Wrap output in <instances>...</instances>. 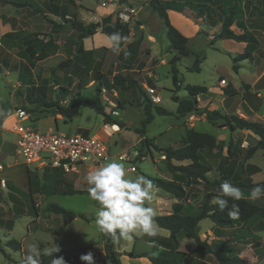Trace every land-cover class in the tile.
<instances>
[{
    "label": "rangeland",
    "instance_id": "374dc122",
    "mask_svg": "<svg viewBox=\"0 0 264 264\" xmlns=\"http://www.w3.org/2000/svg\"><path fill=\"white\" fill-rule=\"evenodd\" d=\"M53 2L69 10L71 15L81 11V21L86 25L102 23L104 18L113 15L110 25L113 26L117 20L126 24L130 29L129 38L123 40L122 49H114L100 28L94 37H90L86 44L84 42L85 49L92 50L93 55L85 59L77 58V34L69 27H63L59 34L52 32L54 27L49 19L53 17L48 6ZM245 3L244 24L259 42L258 49L253 53L257 60L255 63L260 70H264V0H245ZM127 8L133 12L130 13L129 22L124 23L120 21L118 14ZM185 12L195 18V12L190 7ZM56 21L63 23L61 19ZM196 22L200 30L189 37L192 54L182 58L178 65V77L182 83L177 88L169 65V60L177 54L170 53L167 31L161 19L149 7L148 0H0V101L10 109V113L19 108L26 110L30 114V120L24 124L41 132L54 131L73 135L87 134L84 132L87 130L90 134L100 135L110 148L111 159L108 161L122 162L131 177L147 174L174 180L183 186L185 181L168 171L165 157L159 149L181 146L188 129L213 134L220 149L202 152V162L210 168L207 173L209 182L187 185L182 199L155 188V198L150 206L154 208L156 215L170 214L177 203L182 205L184 213L196 215L205 195L217 193V189L210 183L223 178L239 187L248 202L264 209V196L257 200L249 198L251 189L264 182L263 152L258 151L252 159L261 168L259 169L258 166L248 164L246 155L250 146L241 148L243 140L237 130L231 131L222 121H209L202 114L182 116L177 113V103L172 98L187 97L186 86H203L207 91L198 95L199 106L227 114L222 107L223 99L242 91L244 82H251L254 78L247 68L253 60L237 63L239 71L233 68V58L244 52L243 43L218 40L220 25L211 28L201 20ZM232 29L241 33L236 26ZM9 33H13V36H7ZM140 36L143 37V42L139 54L136 57L127 55V45ZM54 46L57 48L52 53ZM42 47L52 54L39 60L38 54ZM202 57L205 60L200 64L201 71H189L196 58ZM63 63H80L83 67L85 64V68L74 72L68 67L60 68ZM118 76L135 80L143 90L116 85L115 78ZM98 86L101 87L99 96L105 113L109 115V102L120 108V115H109L108 123L87 107L80 108L71 122H65L62 116H54L51 112H44L37 104H31L33 99L42 96L48 102H58L69 107L78 92L91 97L97 96ZM258 87L261 98L256 103L258 109L252 121L264 125V79ZM147 88L155 90L157 103L152 100ZM145 95L150 101L147 105L161 106L169 114L157 115L152 108V121L143 128L146 119ZM230 99V105L235 108L243 95L238 94ZM1 112L3 113V107L0 106V114ZM2 133L0 131L1 135ZM5 136L16 143L17 137L13 133L6 132ZM144 138L152 145L144 144ZM120 155L126 156V160H121ZM9 162L11 166L2 177L5 181L10 180L20 193L10 194L0 181V240L4 247L8 240H17L21 243V251L5 247L8 258L0 252V264H22L31 246L40 250L42 261L44 250L54 244L60 248V252L54 255L57 258L63 256L66 264H83L80 256L89 251L93 252L96 264H107L103 241L105 235L98 231L95 224L98 209L96 202L87 194H60L68 186L88 191L86 175L90 171L66 173L51 167L31 166L32 172L27 175L23 160L14 155V150ZM172 163L186 165L189 162ZM0 165L8 166L1 158ZM131 167H135L136 171L132 172ZM31 194L37 212L31 207ZM213 198L211 197V202ZM52 203L78 215L82 214L86 219L78 217L63 227L62 217L46 210ZM220 231L221 234H217V227L209 219L200 222L199 236L202 241L233 248L243 264H264V214L242 226ZM163 236H169V232L157 226L155 237L135 233L132 240L121 239L116 243V250L123 253L122 264H150L145 258H132L128 254L133 252L138 255L154 249L161 250L162 246L154 245L151 241L156 239L162 244ZM178 238L179 251L183 253L181 257L191 264H219L212 254L202 256L194 240L183 234ZM42 264H51V258H45Z\"/></svg>",
    "mask_w": 264,
    "mask_h": 264
},
{
    "label": "trees",
    "instance_id": "16d2710c",
    "mask_svg": "<svg viewBox=\"0 0 264 264\" xmlns=\"http://www.w3.org/2000/svg\"><path fill=\"white\" fill-rule=\"evenodd\" d=\"M82 1V0H76ZM101 1V0H95ZM148 0V5L151 10L158 15V17L163 22V25L167 31V36L170 42V53L176 52L177 55H174L169 60V65L173 73V82L174 85L178 88L182 83V80L178 77V65L180 64L182 58L189 57L192 53L189 47V39L184 34H182L172 23L168 14V11H176L179 13H184L187 7H190L195 12V19H205L210 27H216L220 25V29L217 35L218 40H234L238 43H245L246 47L244 52L233 58L234 70L238 71L237 63L251 60L253 58V53L258 49L259 42L256 36L250 31L244 24V15H245V0ZM23 6V5H18ZM56 11L52 14L59 16L63 19L64 24L58 25L52 21L50 23L54 24L56 28L69 27L77 34V49L76 57L80 59H85L93 55L92 50H86L84 46V39L93 37L97 34L98 29L101 28V33L107 37L113 33H120L122 37L126 39L129 38L130 29L126 24L120 23L118 20L112 26L110 25L113 19V15H109L104 18L102 23H90L84 24L82 21H79L75 18L66 19L67 11L64 10L63 13H60L61 7L55 5ZM233 26H236L241 33H237L232 29ZM53 33L57 32L54 28ZM7 36H13V33L7 34ZM36 36V35H35ZM123 40L121 41L119 48L123 47ZM51 42V40H49ZM143 42V37L140 36L137 40L127 45L126 53L131 57H136L141 49ZM213 45V43H212ZM57 48L53 47L52 53ZM42 47L39 50L38 58L39 60H44L48 58L52 53L47 51ZM205 60V57L196 58L195 64L189 68L191 72H200V64ZM60 68L68 67L71 68L74 72H78L85 68L81 64H71L63 63L59 66ZM116 85L123 86L127 88L138 87L140 90H143L142 87L137 86V83L133 79L121 78L120 76L115 78ZM99 82V86H100ZM152 85V83H150ZM97 87L98 95L91 97L84 95L81 92H78L74 98L71 106L65 107L58 102H48L44 97L38 96L36 100L33 99L31 104H37L38 107L43 108L44 112H51L54 116H62L65 122H71L77 112L82 107H87L94 110L98 115L103 117V121L108 123L110 117L105 113L102 100L99 96L101 93V87ZM188 91V96L185 98H180L174 96L172 99L177 103V113L182 116H191L194 114H202L209 121H222L225 127H228L231 131L236 130H249L255 135L260 137V140L257 145L249 148L247 152V158H251L255 152L259 149L263 150L264 154V125L245 119L238 115H228L223 114L217 110H209L206 108H201L199 106V101L197 99L200 93L206 92L207 88L203 86H186ZM143 92V91H142ZM144 94V93H143ZM144 108L146 119L143 124V128L146 125L150 124L153 118L152 108L157 115L163 116L169 114L163 107L154 106L151 107L147 105V102H150L147 96H144ZM0 106L3 107V115L0 118V128L3 122L10 114V109L4 107L0 101ZM84 132L89 133L87 130ZM143 131H141L142 133ZM142 142V141H141ZM144 144L152 145L149 140L144 139ZM1 145V139H0ZM219 150V144L217 138L206 132H199L194 129H188L185 132V137L182 140L181 146L177 148L166 147L159 149L160 152L165 157L167 163L168 171L175 175L179 176L185 181L183 186L181 183L175 182L174 180H167L159 177H154L151 175L143 174L146 178L150 179L156 189H161L167 193L174 194L176 197L182 199L186 194V186L199 184L201 182L208 183L207 173L210 168L202 162V152H210L212 150ZM228 152L229 149H228ZM186 162L189 163L186 165H174L172 162ZM57 170V169H56ZM32 171L27 170L26 174L29 175ZM31 180V178L29 177ZM224 181L229 180L223 178L216 180L213 183H210L211 186L217 189V193L206 194L201 205L199 213L196 215L186 214L183 212V207L181 204L177 203L173 207V212L168 215H156L154 217L156 225L159 228L167 230L169 232V237L164 238L163 243L160 244L158 240L153 239L152 244L162 246V249H154L148 252H144L138 255H135L133 252L128 255L132 258H145L151 264H191L188 260L182 258L183 253L179 251V238L180 234H183L186 238L194 240L196 243L197 249L200 254L207 255L212 254L219 264H243V260L240 258L239 254L231 247L217 244H208L199 236L200 231V222L206 219L212 221V223L217 227V234H221V229L224 228H233L236 226H242L247 222L251 221L257 216L264 214V209L260 206L248 202L245 198H242L239 201H235L231 198L225 197L228 199L229 206L236 204L239 207V216L236 219H231L227 215V209L224 212H221L217 205L211 202V197H216L219 193V186ZM31 184V181L29 182ZM231 183V182H230ZM236 186L235 184H233ZM256 186L264 187V182L258 183ZM5 187L10 194L20 193V190L14 186L11 181H5ZM32 191V189H30ZM61 195H89L88 191L76 190L73 186H68L66 190L60 193ZM30 202L32 209L37 212V207H35L34 199L32 194L30 195ZM50 213L57 214L63 219V227L71 224L76 218L80 217L86 219L84 215H78L72 211H68L65 208L57 205L50 204L46 208ZM104 249L107 257V264H122L121 256L123 253L116 250V243H114L110 237L104 236ZM5 247L10 248L14 251H21V243L15 239H10L6 242ZM5 247L2 245L0 240V252L8 258L6 254ZM45 258H50L48 256L42 257V262ZM53 258H57V255H54Z\"/></svg>",
    "mask_w": 264,
    "mask_h": 264
},
{
    "label": "clouds",
    "instance_id": "9594fccd",
    "mask_svg": "<svg viewBox=\"0 0 264 264\" xmlns=\"http://www.w3.org/2000/svg\"><path fill=\"white\" fill-rule=\"evenodd\" d=\"M108 41L114 49H118L122 39L120 33L108 36ZM89 185L88 193L98 205L95 224L100 233L111 238L114 243L121 239L132 240L135 233L148 237L157 235V225L154 217L156 212L150 206L155 198L156 189L153 182L143 175L131 177L128 175L122 162L111 160L86 175ZM264 196V187L255 186L250 191L249 198L260 199ZM227 198L239 201L244 198L242 190L228 181L219 186V193L213 198L212 203L217 205L221 212L227 209L231 219L239 216V207L236 204L229 206ZM60 248L55 245L45 249L43 254L51 258V264H66L63 256L53 258L59 253ZM41 252L31 246L28 255L22 264H42ZM83 264H96L93 252L80 256Z\"/></svg>",
    "mask_w": 264,
    "mask_h": 264
},
{
    "label": "built area",
    "instance_id": "2783aa9c",
    "mask_svg": "<svg viewBox=\"0 0 264 264\" xmlns=\"http://www.w3.org/2000/svg\"><path fill=\"white\" fill-rule=\"evenodd\" d=\"M131 12L133 10L130 8L119 12L120 21L128 23ZM147 90L152 100L157 103L155 90L151 88ZM109 105L111 106L109 115L118 117L120 108L112 102H109ZM29 120L30 114L19 108L10 113L1 126L2 129L16 135L14 155L23 160L26 171L30 170L31 166H35L36 168L51 167L66 173H80L82 170L92 171L111 159L106 140L98 134L72 135L54 131L44 133L24 124ZM119 158L126 160V156L123 155ZM130 170L136 171L135 167H131ZM2 183L5 186V182Z\"/></svg>",
    "mask_w": 264,
    "mask_h": 264
},
{
    "label": "crops",
    "instance_id": "0c3cea01",
    "mask_svg": "<svg viewBox=\"0 0 264 264\" xmlns=\"http://www.w3.org/2000/svg\"><path fill=\"white\" fill-rule=\"evenodd\" d=\"M55 5L56 4L53 2L52 4H49V6H48L49 10H50V13H51V15L53 17V18L49 19V21H52V22H54V23H56L58 25H63L64 24L63 19L61 17H59V16H56V15L52 14V12L56 11ZM64 10H66L67 13H68L67 16H66V19H72V18L76 17L77 20H79V21L82 20L81 19V16H82L81 11L80 12H76L73 15H71L69 10H67L64 7H61V10L59 12L63 13ZM168 14H169L171 23H173V25L176 26V28L182 34H184L185 36L187 35L186 37H188V39H189V37H191V35L197 34L198 31L200 30L199 27H198L199 24L196 21L201 20V22L203 24L205 22L207 23V21L205 19H195L193 16H188L186 14V12L179 13V12L170 10V11H168ZM56 19H61V21L63 23L57 22ZM173 19H175V21ZM52 25H54V24H52ZM53 27L57 31L54 34H59L63 30V28H56L55 26H53ZM184 27L186 29H184ZM53 37H54V35H53ZM88 39L89 38L84 39L85 44H86V41ZM244 45L246 47L245 43H243V46ZM244 50H245V48H244ZM254 56H255V54H253V58L251 59V60H253L251 62V66L247 67V68H249V72L252 75H254L253 76L254 78H252L251 82H246V81L244 82V89L242 91H239L238 93H232V94L226 96L223 99V104H222L223 110L228 115H231V114L238 115L240 117H243V118L251 120V121H252V119H253V117L255 115V112L257 111L256 109H258L256 103L261 98L260 97L261 93L259 92V87L258 86H259V83H261V81H263V79H264V72H263L264 70H260L259 66L256 65L255 62L257 60H256V58H254ZM251 60H249V61H251ZM239 68H238V71H239ZM238 94L243 95V99L241 100V102L237 106H235V108H232V106L230 105V101H231L230 98L233 97V96H236ZM197 99L200 100L199 96L197 97ZM160 101H161V99H160ZM232 110H233V112H231ZM2 115H3V113L1 112L0 118L2 117ZM0 131H3L2 135L0 134V139H1L0 158L2 160H4V163H6L8 165L7 167H3L2 165H0V181H4L5 182V179L2 176L5 175V173L7 172L8 168H9V166H11L9 160L11 158L13 150H15L16 143H15V140L12 141V139H10V138L5 136V133L6 132H10V131H7V130L2 129V128L0 129ZM237 132H239V135H240L241 139L243 140V142L241 144V148H246L247 146H250V148L254 147L255 145L258 144V142L260 140L259 136L255 135L254 133H252L249 130H237ZM10 133H12V132H10ZM260 150L261 149L257 150L255 152V154L251 158H248V160H249L248 164H252L254 166H258L257 164H254L252 162V159L257 154V152L260 151ZM261 151L263 152V150H261ZM263 156H264V154H263ZM259 169H261V168L259 167ZM168 237L169 236H163V238H168Z\"/></svg>",
    "mask_w": 264,
    "mask_h": 264
}]
</instances>
